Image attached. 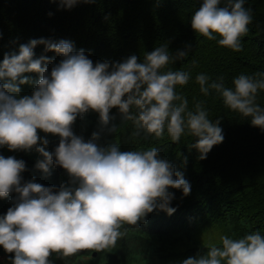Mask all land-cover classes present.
<instances>
[{"label": "clouds", "instance_id": "1", "mask_svg": "<svg viewBox=\"0 0 264 264\" xmlns=\"http://www.w3.org/2000/svg\"><path fill=\"white\" fill-rule=\"evenodd\" d=\"M80 2L60 0L68 9ZM221 3L203 0L191 17V27L200 36L239 52L242 37L253 22L252 10L244 6L245 0H227L223 7ZM38 44L63 59L55 63V58L46 55L34 58ZM187 55L186 51L172 54L165 43L146 53L142 62L132 55L123 62L93 64L83 49L75 50L72 41L43 38L22 44L19 54L4 55L0 63V147L35 149L43 157L36 169L48 175L51 166H58L71 177L70 185L58 189L35 179L22 183L25 161L0 155V198L18 194L14 206L0 216V246L14 253L11 264H51L53 253L67 258L83 250L115 247L127 235L124 225L138 227L157 209L169 215L176 211L170 188L181 189L183 197L190 195L191 185L183 172L161 158L157 147L121 151L118 144L100 146L98 132L85 141L73 131L77 117L89 110L97 112L101 125L107 126L116 108L126 121L156 139L163 138L165 129L172 142H180L185 135L197 138L191 147L198 150L200 160L206 159L225 137L220 120L210 119L202 103L189 110L187 99L176 91L178 85L189 82L190 73L168 66ZM32 72L39 74L37 81L23 76ZM196 82L204 95L214 90L228 109L264 131V107L257 102L258 93L264 91V73H242L231 87L223 77L211 80L204 73L196 76ZM31 83L35 84L32 94L21 96L20 86ZM38 130L60 137L53 152L46 151L49 140ZM205 248L206 252L182 264H264L260 230L239 238L220 235Z\"/></svg>", "mask_w": 264, "mask_h": 264}, {"label": "trees", "instance_id": "2", "mask_svg": "<svg viewBox=\"0 0 264 264\" xmlns=\"http://www.w3.org/2000/svg\"><path fill=\"white\" fill-rule=\"evenodd\" d=\"M202 3L203 0H81L68 9L61 6L60 0H0V63L5 54H19L22 44L41 38L72 41L75 50L83 49L93 64L123 62L132 55L142 62L146 53L166 43L172 54L188 53L168 66L190 73L189 82L178 85L177 93L187 99L189 110L194 111L195 105L202 103L210 119L220 120L225 137L206 159L200 160L198 150L191 147L197 138L185 135L180 142H172L165 129L163 138L156 139L126 121L116 108L111 110L113 119L107 126L101 125L95 111L78 116L73 131L85 141L98 132L97 143L102 147L118 144L121 151L157 147L161 158L183 172L191 193L183 197L181 189L170 188L175 193L171 206L176 211L172 215L157 209L138 227L124 225L127 235L115 247L100 252L83 250L67 258L53 253L51 264H182L198 252H206L205 246L216 243L220 235L239 238L256 230L264 234V131L253 127L249 118L228 109L214 90L204 95L196 82V76L204 73L211 80L223 77L225 85L231 87L233 79L242 73H264V0H245L244 6L252 10L253 22L242 37L239 52L192 29L191 17ZM226 3L222 0L220 6ZM34 52V58L46 55L55 58V63L63 59L55 52H45L44 45L38 44ZM48 67L50 72L52 64ZM23 76L32 81L39 79L35 72ZM20 87L21 96L31 95L35 84ZM257 102L264 107V91L258 93ZM132 112L135 114L136 109ZM113 127L115 131H111ZM39 135L49 140L46 151L53 152L58 147L59 136L42 131ZM0 155L25 161L22 183L35 179L36 183L57 189L71 184V177L62 167L51 166L48 175L36 169V162L43 157L35 149L10 151L3 146ZM17 197L13 192L0 198V216L6 215ZM13 258L14 253L0 246V264H11Z\"/></svg>", "mask_w": 264, "mask_h": 264}]
</instances>
